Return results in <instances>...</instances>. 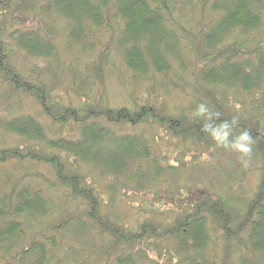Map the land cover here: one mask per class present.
<instances>
[{
	"label": "trees",
	"instance_id": "trees-1",
	"mask_svg": "<svg viewBox=\"0 0 264 264\" xmlns=\"http://www.w3.org/2000/svg\"><path fill=\"white\" fill-rule=\"evenodd\" d=\"M0 134V264H264V0H0Z\"/></svg>",
	"mask_w": 264,
	"mask_h": 264
},
{
	"label": "rangeland",
	"instance_id": "rangeland-1",
	"mask_svg": "<svg viewBox=\"0 0 264 264\" xmlns=\"http://www.w3.org/2000/svg\"><path fill=\"white\" fill-rule=\"evenodd\" d=\"M118 21H119V19L117 20V22ZM19 61H21L23 64V58L20 57ZM190 67H191V65H190ZM118 68H119L118 65H116V68L114 67V69H118ZM113 76H112L111 81H113V83H114V85L112 86L114 89L113 90L109 89L105 95L110 96V97H112L114 95V96H118L121 98V94L124 93L125 88H127L128 85H130L131 83H127L125 85L122 83V79L118 78V76H114V77ZM128 89H130V88L128 87ZM237 107H239V106H237ZM244 111H246V109ZM246 113H247V111H246ZM119 130H120V128H119ZM10 139H11L10 135L2 136L0 134V144L1 145H3V143H5L6 141H8V143L11 144ZM165 144L168 146L169 150L173 152L174 146L169 147L170 141L169 140L165 141ZM238 148H239V146H237V145L229 146V147L228 146L220 147L218 150H216V152L214 153V156H210L209 151L203 150V146L201 145L200 150L193 151V153L189 154L188 157H190V159H191L190 165H192V162H194L193 157L195 155H197L198 157L201 156V160L203 159L204 162H199L200 160L198 159L197 164L198 165L204 164V166H207L206 168H208V169H204V171H203L204 175H206L208 177L216 176L218 178H221V180L224 179L225 177L228 178L229 170L232 167L231 162L233 160H237L241 157ZM201 151H203L202 154H199ZM250 177L252 179H254L256 177V174L254 175V173H253ZM250 182H252V180ZM134 200H137V198H134ZM134 202L136 204H138V201H134ZM193 202L195 203V201H193Z\"/></svg>",
	"mask_w": 264,
	"mask_h": 264
}]
</instances>
